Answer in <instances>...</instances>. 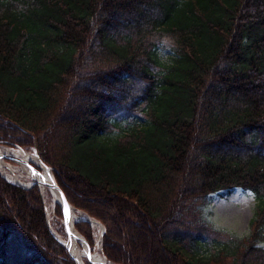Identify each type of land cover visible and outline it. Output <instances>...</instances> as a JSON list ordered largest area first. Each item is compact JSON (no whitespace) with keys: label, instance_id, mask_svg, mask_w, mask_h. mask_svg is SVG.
<instances>
[{"label":"trees","instance_id":"obj_1","mask_svg":"<svg viewBox=\"0 0 264 264\" xmlns=\"http://www.w3.org/2000/svg\"><path fill=\"white\" fill-rule=\"evenodd\" d=\"M84 48L106 67L69 113ZM139 109L145 121L109 136L114 114ZM0 142L54 167L67 200L104 224L114 264H147L142 232L164 264H264V0H0ZM237 187L257 199L248 239L186 249L170 228L181 202ZM75 224L92 250L90 223ZM0 264H76L38 187L1 174Z\"/></svg>","mask_w":264,"mask_h":264},{"label":"rangeland","instance_id":"obj_2","mask_svg":"<svg viewBox=\"0 0 264 264\" xmlns=\"http://www.w3.org/2000/svg\"><path fill=\"white\" fill-rule=\"evenodd\" d=\"M159 41H161L160 52L162 54V57L164 58V60H168L170 56L173 55V41L169 38L166 39L163 37ZM92 42L94 44L93 50L95 51L96 43L93 39V36L91 35L89 43L91 44ZM79 58L80 66L77 67V70L74 73L73 77V79L77 81V88L75 90L76 92L71 93L72 98L68 101L69 113L75 111L80 112L87 107L88 103L86 102L90 101L87 100V98H89L90 96V94H88L87 92L91 90L88 82V77L95 75V72H97V70H100L99 68L106 67L101 64L102 62L96 57V55L90 52L89 48H84ZM198 115H200V112L198 113ZM143 120H146V115L143 111H140V109L132 113L124 110L117 112L113 115L108 134L112 138H119L131 126H135L137 123H141ZM0 146L10 147L14 149L22 148L12 147L6 142H0ZM60 146L62 147V144ZM22 149L25 151L33 152L35 155L37 153L34 147H30L29 149ZM39 158L41 159L40 156ZM5 161L11 163L12 165H18L16 161L9 158H5ZM29 165H34L39 173H41L43 170V167L41 168L40 166H36L34 162H30ZM49 167L51 168L50 170L53 173V178L55 179L54 181H56L54 167ZM31 172L32 171L30 168V173ZM0 174L4 178L11 180L5 177L1 170ZM11 181L16 182L13 179ZM21 181L23 183L22 187L29 186L31 183H33L34 178L31 174L29 175V177L25 174L21 177ZM43 185L44 184L37 183L33 186H37L38 190L40 191L41 197L43 198V201L47 208V217L48 211H53L51 220L47 218V221L49 222V228L53 235H56V237L60 238L66 243L69 236L67 231L65 230L62 210L58 203L54 204L50 186L45 185V189L43 190ZM256 203L257 199L255 193L250 190H244L242 188H234L231 191L222 190L220 192L209 195L205 200H184L176 209V220L170 228L180 234L178 237L180 238L182 245L185 246L186 249L192 252L195 251L197 254L208 256L220 251L221 248H231L240 240H244L246 238L248 239L253 229L251 226V220L254 215ZM57 209L60 211L58 212ZM97 222L101 225L98 223L92 224L91 222H89L93 229L94 237V246L92 247V250L90 249V245L88 244V242H86L89 246L90 252H93L98 248L99 251L103 254L102 239L103 232H105V226L101 221L97 220ZM202 224L205 225L201 227ZM74 227L77 230L76 224L74 225ZM138 237L139 238L135 243V246L138 250V256L140 257V259L148 264L150 260L154 258L155 264H164L162 256L156 249L154 235L150 232H142ZM194 237H199L200 245L198 246V248L196 247L195 241L193 240ZM258 245L264 247V240L259 242ZM241 249H243V247H241ZM69 253L71 254L72 252L69 251ZM230 259L231 257H229V259L227 260L230 261ZM83 261L85 264H95L91 260L88 261L86 253L83 255ZM109 263L114 264L110 261Z\"/></svg>","mask_w":264,"mask_h":264},{"label":"bare ground","instance_id":"obj_3","mask_svg":"<svg viewBox=\"0 0 264 264\" xmlns=\"http://www.w3.org/2000/svg\"><path fill=\"white\" fill-rule=\"evenodd\" d=\"M6 156L14 157L19 166L12 165L11 163L6 162L5 161ZM30 162H34L43 167L42 172L39 174V178L42 181H45L47 183L54 182L52 171L47 169L42 164L40 159L33 152L25 151L23 149H14L10 147L0 146V170L5 177L11 180L13 179L16 182L22 183L21 177L25 174L29 177V175L31 174L30 167H29ZM42 189L43 190L45 189V185L42 186ZM51 192L53 195L54 204L60 202V195H59V191L57 190V188L51 187ZM52 213L53 211H48L49 220H51L52 218ZM83 217H87V215H85L83 212L73 209L72 221H76L77 219L83 218ZM91 222L92 224L98 223L95 220H91ZM85 247L86 245L84 241L82 240V238H78L74 236L71 237L69 241L70 251L81 264H85L83 261V255L85 254V251H84ZM91 258L95 261V264H110L107 258L99 251L98 248L95 251L91 252Z\"/></svg>","mask_w":264,"mask_h":264},{"label":"water","instance_id":"obj_4","mask_svg":"<svg viewBox=\"0 0 264 264\" xmlns=\"http://www.w3.org/2000/svg\"><path fill=\"white\" fill-rule=\"evenodd\" d=\"M22 149V148H21ZM36 156L39 158L38 154L36 153ZM6 158H9L11 160H14L16 161V159L14 157H11V156H6ZM40 159V158H39ZM40 161L42 162V164L47 168V169H51L48 165H46L41 159ZM36 166H40L42 168L41 165H38L36 163H34ZM30 168H31V175L32 177L34 178V181L33 183H31L29 186H24V187H31L33 186L34 184H37V183H40V184H44V185H48L51 187H56L57 190L59 191V195H60V202H58L61 210H62V215H63V220H64V226H65V230L67 231L68 233V241L65 243L64 241H62L60 238H58L62 243H64V245H66V247L68 248V250L70 251V248H69V241L71 239L72 236L74 237H78V238H82V240L84 241L86 247H85V253H86V256L89 260H91L93 263H95V261L91 258V252H90V249H89V246L85 240V238L75 229L74 225H75V222L76 221H72V212H73V209H76L66 198V196L64 195L63 191L61 190V188L58 186V184L56 183V181L54 182H50V183H47L45 181H42L40 178H39V171L34 167V165H29ZM55 180V179H53ZM15 184L17 185H21L23 186V184H20L19 182H14ZM78 211H81L83 212L85 215H87V217H83V218H80L79 220H86L88 222H91V220H95L97 221L94 217H91L90 215H88L86 212L82 211V210H78ZM92 223V222H91ZM103 231H104V226H103ZM56 236V235H55ZM72 254V253H71ZM72 257L74 259V261L76 262V264H81L75 257L74 255L72 254Z\"/></svg>","mask_w":264,"mask_h":264}]
</instances>
